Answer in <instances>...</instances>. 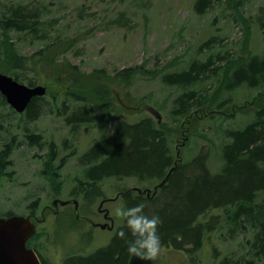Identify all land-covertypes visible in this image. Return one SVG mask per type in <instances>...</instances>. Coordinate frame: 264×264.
<instances>
[{"label":"rangeland","instance_id":"374dc122","mask_svg":"<svg viewBox=\"0 0 264 264\" xmlns=\"http://www.w3.org/2000/svg\"><path fill=\"white\" fill-rule=\"evenodd\" d=\"M195 1L0 0V13L5 6L19 4L40 12L38 34L13 30L2 34L6 40L9 37L20 54L29 56L42 49L40 78L32 79L34 84L46 87L34 120L27 121L25 114L0 105V149L6 143L11 145L0 177V216H7L9 210L31 215L32 219L35 216L39 233L32 241L49 264H61L68 252L83 254L107 243L122 222L113 214L115 207L124 206L116 196L118 190L153 188L156 183L132 177L103 178V195L85 207L83 200L71 193L82 170L83 151L110 133L117 120L133 122L149 115L164 125L170 145L176 150L184 146V151L188 148L194 154L208 150L212 157L213 146L222 140L221 129L243 126L257 106L264 103V86L223 89L221 66L226 61L218 56L246 59L264 53V0H212L201 14L194 8ZM209 38L212 40L204 44ZM206 59L210 67L218 69V74L205 78L195 88H187L201 92L202 97L206 93L207 103L187 116L173 115L174 99L183 88L163 83L161 75L181 70L193 60ZM75 86L86 87L83 92L88 99L84 93L79 97L83 102H96L100 112L89 123H79L71 130L65 117L74 107L87 105L70 97ZM218 101L224 102L220 109L215 108ZM186 118L189 120L184 121ZM28 132L42 137L40 148L28 143ZM62 139H66L67 146ZM50 142L55 148V154L48 158L54 165V177L48 171L42 172ZM217 163L210 160L212 171L217 170ZM69 197L78 198L80 213L87 210L94 222H105V226L80 221L81 216L76 219L78 224H72L69 213L58 218L66 212L62 207H70L74 216L73 204L52 203L56 198ZM101 198L102 211L106 209L112 217L113 226L97 209ZM222 210L212 209L206 214L215 226L194 253V259L184 250L162 247L153 264H214L223 256L234 259L241 255L249 259L248 264H262L252 257L243 233L229 232Z\"/></svg>","mask_w":264,"mask_h":264},{"label":"trees","instance_id":"16d2710c","mask_svg":"<svg viewBox=\"0 0 264 264\" xmlns=\"http://www.w3.org/2000/svg\"><path fill=\"white\" fill-rule=\"evenodd\" d=\"M211 4L212 0H196L194 8L201 14ZM39 17L40 12L21 4L5 6L4 11L0 13V71L28 85H35L33 79L40 78L38 70L42 69L44 59L43 53H40L42 49L29 56L20 54L11 44L9 37L7 36L8 40L3 37L2 32L27 31L36 35L40 32L37 23ZM262 33L264 38V27ZM211 40L209 38L204 44ZM218 56L225 57L224 62L226 61V65L221 66V72L224 73L223 89L233 90L242 85L262 89L264 53L252 54L246 59L228 57L225 54ZM28 71L32 75H29ZM217 74L218 69L210 67V61L207 59L193 60L181 70L163 73V83L183 88L174 99L173 115L187 116L206 104V93L202 97L201 92L187 87L195 88L205 78L215 77ZM69 79L72 81L73 77L70 76ZM75 89L70 97L76 102H81L79 96L84 93L86 87L75 86ZM87 95L83 94L85 99H88ZM41 100L42 96H36L28 102L27 121L29 118L38 117V104ZM83 104L87 105L84 108L74 107L65 117L71 130L79 123H89L100 112L96 102L84 101ZM0 105H6L1 95ZM223 106L224 102L218 101L215 108L220 109ZM183 120L188 121L189 118ZM221 136V142L213 146L215 153L210 157L208 150H199L195 154L192 153L194 150L187 151L188 148L184 151L186 146L176 150L170 145L164 125L149 115L133 122L119 119L110 133L94 140L82 153V170L72 192L80 195L85 207L92 205L96 198L103 195L104 191L100 185L103 178L132 177L142 182L154 181L157 184L168 170L174 167L167 181L150 196L139 194L132 188L119 189L117 193L124 207L144 204L145 215H156L162 220L158 227L162 247L184 250L193 259L203 239L215 226V221L207 220L206 214L212 209H223L229 232L237 230L243 233L252 257L264 264V103L257 106L252 118L243 126L221 129ZM26 139L30 145L37 146L40 137L38 134L29 133ZM9 145L10 143H6L0 149V177L4 174L7 164ZM51 155L50 150L42 172L48 171L54 177V166L48 160ZM210 160L219 163L216 171L211 170ZM62 211L66 212L60 213L58 218L64 217L66 213L71 215L67 207H62ZM9 212L7 216L14 213L11 210ZM86 213L89 212L83 209L80 214L87 215ZM70 221L72 224H78L81 220L76 221L71 215ZM123 223L124 221L116 227L104 245L83 254L68 252L61 264H127L130 257L127 246L123 239L116 236ZM124 230L128 239H132L128 229ZM36 252L41 264H49L38 249ZM247 260L249 259L242 255L234 259L223 256L214 264H248Z\"/></svg>","mask_w":264,"mask_h":264},{"label":"water","instance_id":"95a60500","mask_svg":"<svg viewBox=\"0 0 264 264\" xmlns=\"http://www.w3.org/2000/svg\"><path fill=\"white\" fill-rule=\"evenodd\" d=\"M46 87L42 84L28 85L14 79L12 76L0 71V94L6 103L16 112H23L28 102L36 96H43ZM174 167L153 188L133 187L139 194L150 196L156 193L168 179ZM69 200L56 198L54 205L66 204ZM76 203V202H75ZM107 213V212H106ZM93 225L104 227L105 224L92 222ZM113 226V220L111 219ZM35 233V225L29 216L11 214L0 216V264H41L33 248L26 245V241ZM127 264H153V261L140 260L130 255Z\"/></svg>","mask_w":264,"mask_h":264},{"label":"clouds","instance_id":"9594fccd","mask_svg":"<svg viewBox=\"0 0 264 264\" xmlns=\"http://www.w3.org/2000/svg\"><path fill=\"white\" fill-rule=\"evenodd\" d=\"M144 204H138L131 208L123 205L113 209V214L124 221L116 236L125 241L127 252L140 259L153 261L161 254L162 244L158 234V227L162 224L159 216L151 217L144 214ZM128 229L132 239H128L124 229Z\"/></svg>","mask_w":264,"mask_h":264},{"label":"flooded vegetation","instance_id":"af4514ba","mask_svg":"<svg viewBox=\"0 0 264 264\" xmlns=\"http://www.w3.org/2000/svg\"><path fill=\"white\" fill-rule=\"evenodd\" d=\"M3 96V95H2ZM6 105H8L7 103H6ZM27 108H25V110L23 111V112H18V113H23V114H25V116H27L28 114H27ZM14 111V110H13ZM16 112V111H15ZM26 119H27V117H26ZM34 119H36V118H34ZM34 119H30L29 118V120H34ZM68 126H69V124H67ZM29 133H31V132H28L27 134H29ZM27 134H26V136H27ZM39 135V134H38ZM39 137H40V140H39V144L37 145V147L38 148H40L41 147V145H42V143H43V139H42V137L39 135ZM62 144L63 145H65V146H67L66 145V139H62ZM34 146V145H33ZM48 149H49V151L51 150L52 151V154H55V151H54V147H53V144H52V142H50V143H48ZM11 150V145H9V151ZM49 151L46 153V155L45 156H47L48 155V153H49ZM84 152V151H83ZM69 154H73V152H70ZM53 157H54V155H53ZM55 158V157H54ZM54 166V165H53ZM71 193H75V192H71ZM117 195L116 196H119V194L118 193H116ZM74 195H76V196H78V197H80V195H78V194H74ZM116 196H115V198H116ZM80 199H81V197H80ZM104 198H101L100 200H99V202H98V205H97V209H98V211H102V201L101 200H103ZM66 200H69V202L68 203H66L65 205H67V204H73V207H72V209H73V214H74V216L72 215V212H71V209H70V207H69V210L68 211H70V213H71V215L73 216V217H75L76 219H79V218H77L78 216H81V218L82 219H79V220H88L90 223H92V222H94L93 220H92V218L90 217V216H88V215H83V214H80V211H79V200H78V198H76V197H69V198H66ZM101 201V202H100ZM76 202V203H75ZM100 203H101V205H100ZM57 205H58V203H57ZM76 205H77V208H76ZM75 209H76V211H75ZM82 213V212H81ZM102 214H103V217L104 218H106V219H109V221H110V223H111V219H112V217L108 214V212H107V214L108 215H104V213H106V209H104L102 212H101ZM78 214V215H77ZM26 216H29L30 217V219L32 220V222L34 223V225H35V227H36V222H37V219L35 218V216H33V219L31 218L32 216L31 215H26ZM55 220V219H54ZM94 223H98V224H106L105 222H103V223H101V222H94ZM93 226H97V225H93ZM106 226H108V225H106ZM110 226H112V224H110ZM98 227H100L101 228V226L99 225ZM108 229H111V227H109ZM33 239H31L30 241H28V242H26V245L28 246V247H30V248H33L34 249V251L36 252V247H35V245L33 244V241H32Z\"/></svg>","mask_w":264,"mask_h":264},{"label":"bare ground","instance_id":"6f19581e","mask_svg":"<svg viewBox=\"0 0 264 264\" xmlns=\"http://www.w3.org/2000/svg\"><path fill=\"white\" fill-rule=\"evenodd\" d=\"M224 145V144H223ZM215 217V216H214ZM213 218V217H212ZM211 222V221H210ZM211 225V224H210ZM199 242V241H198Z\"/></svg>","mask_w":264,"mask_h":264}]
</instances>
